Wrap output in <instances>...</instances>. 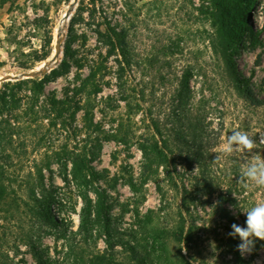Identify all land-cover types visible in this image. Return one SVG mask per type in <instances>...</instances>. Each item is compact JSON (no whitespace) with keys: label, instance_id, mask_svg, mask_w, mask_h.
I'll return each instance as SVG.
<instances>
[{"label":"rangeland","instance_id":"374dc122","mask_svg":"<svg viewBox=\"0 0 264 264\" xmlns=\"http://www.w3.org/2000/svg\"><path fill=\"white\" fill-rule=\"evenodd\" d=\"M70 3L0 0V77L49 58L54 29ZM108 26L124 57L136 63L123 78L132 91L126 101L112 73L116 56L96 33ZM224 28L237 43L227 64L217 47ZM101 58L112 69L93 78L90 69ZM64 61L68 72L49 79L39 99H62L85 83L81 110L66 127L55 112L20 122L26 138L16 134L0 155V184L12 193L0 201V264H264V241L242 257L239 237L228 235L232 224L246 226L245 212L264 202V187L240 182L251 154L223 150L227 137L242 131L257 143L252 152L264 157V106L251 105L234 83L236 77L264 100V0H79L53 69ZM85 111L99 126L91 136L100 144L93 166L107 195L106 235L78 233L80 199L62 179L59 158L93 146ZM151 121L171 143L172 179L163 166L143 169L139 147L154 139ZM184 138L185 144L177 142ZM208 140L215 142L210 158L190 157L195 141ZM39 178L42 187L33 196L30 186H39Z\"/></svg>","mask_w":264,"mask_h":264},{"label":"trees","instance_id":"16d2710c","mask_svg":"<svg viewBox=\"0 0 264 264\" xmlns=\"http://www.w3.org/2000/svg\"><path fill=\"white\" fill-rule=\"evenodd\" d=\"M246 22V19L245 21ZM105 32L102 33L98 29L96 33L104 40V44H108V46L112 50V54L116 57L114 59L115 68L112 71L114 75V79L116 80L115 86L117 91H119L120 97L122 100H128L130 98V92L126 88V82L124 81V76L126 74L127 68L131 63L136 65L131 61H128L124 57L123 51L121 50V43L118 39H114V35H112V29L108 27ZM236 37L230 32L229 28H224L220 32V41L217 43L218 53L221 58L227 64L231 53L234 51L236 47ZM108 53L107 55H109ZM120 56V57H119ZM105 63L104 58H101L100 63L90 69L91 76L94 78L97 72H107L112 68L103 65ZM69 67L68 62L64 61L60 69H53L49 75H45L40 80L37 79H25L16 82H7L3 84L4 90L0 91V155L3 157L4 148L10 144H12L13 137L17 136L20 140H24L26 138V134H24L25 128H20V122H22V126L27 123L29 120H37L40 117L42 112L52 115L53 112L56 113L54 119L63 120V126H67V121L69 119H73L75 113L78 110H81V98H79V91L82 90L85 85L83 84V88L74 87L67 91H65V95L62 99H56L55 96L46 97L45 100L40 101L39 94L43 92L44 85L48 80L57 78L61 74H66L67 68ZM234 83L236 84L237 91L241 92L242 96L245 97L247 101L250 102L251 105L255 107L264 106V100L257 98L252 90L249 87L244 86L242 89L239 86V81L235 77ZM31 86L30 88H26ZM99 87L94 86V90L97 91ZM94 91V92H95ZM25 92V94H23ZM138 96H140L138 94ZM25 108L22 114L17 111L20 107ZM88 106V105H87ZM135 106H138L137 104ZM130 107V104H129ZM57 108V109H56ZM132 108V106L130 107ZM24 115L27 118V121H23L22 118ZM23 116V117H22ZM50 116V115H49ZM90 112L85 111L83 115V121L87 124L88 128H91V131L87 130L86 138L88 139L87 143L92 144L87 149H82L77 153H65L60 160V166L63 174V181L66 185L69 183L73 184L75 189V193L77 197L80 199V209L78 212L79 224L77 231L78 233H82V235H90L94 232L109 234L111 233L110 227L107 224H104V220L106 218V203H107V195L105 190L99 185L102 175L94 169L93 162L98 157V152L100 149V144L98 142V138H92V132L98 131V125H95L91 119ZM25 117V118H26ZM151 128L153 129L154 139L149 142L146 146L143 143L140 144V150L142 152V156L144 159L143 169L144 171H151L154 166L166 168L168 176L172 179V175L170 174L172 163L170 161V150L167 148L171 143H168L167 139H164L162 135V131L160 127L153 121H151ZM93 127V130H92ZM17 131V132H16ZM43 136H45L43 134ZM157 136V139H156ZM220 135H217L216 138H219ZM42 138V137H40ZM85 141V140H83ZM82 141V142H83ZM177 142L185 144V138L181 140H177ZM192 150L190 157L197 158H205L207 156L210 158V151L215 146V142L211 143V140L206 142H197L195 141L192 145ZM40 175V171H39ZM41 176V175H40ZM39 183L41 182V178H39ZM38 183V184H39ZM42 187L40 183L39 186L37 183H34L33 186H30V191L33 196L37 194L35 191L37 188ZM7 193L6 188L0 184V201L5 199H10L11 194ZM48 198V197H47ZM50 202L47 204V215L50 216L54 228H60L59 221L51 216L52 211L50 208ZM73 211V209H72ZM74 212V211H73ZM55 213H57L60 218L63 216V211L61 209H56ZM44 216V215H43ZM101 220L102 224H99L98 221ZM49 225L50 223L47 221L46 223ZM57 228V229H58ZM75 233L71 229H65L64 233Z\"/></svg>","mask_w":264,"mask_h":264},{"label":"clouds","instance_id":"9594fccd","mask_svg":"<svg viewBox=\"0 0 264 264\" xmlns=\"http://www.w3.org/2000/svg\"><path fill=\"white\" fill-rule=\"evenodd\" d=\"M259 143H264V137H260ZM256 144L253 138L242 131H233L223 144V150L227 154H231L234 151L251 154L250 160L243 163L240 176V182L245 187L249 183L264 187V157L252 152ZM231 209L232 206H230ZM245 213L246 226H240L234 223L231 225L232 230L228 234L232 238L239 237L241 243L237 245L236 250L240 252L242 257L246 254H251L255 248L256 240L264 241V202L256 204Z\"/></svg>","mask_w":264,"mask_h":264},{"label":"bare ground","instance_id":"6f19581e","mask_svg":"<svg viewBox=\"0 0 264 264\" xmlns=\"http://www.w3.org/2000/svg\"><path fill=\"white\" fill-rule=\"evenodd\" d=\"M72 1L73 0H71V3ZM70 9H71L70 5L66 7V10L62 13L61 19L59 20L58 24L56 25L54 29V40H53L54 48L51 52V55L46 61H42L39 64H37L35 68H33L34 71L45 69V67H48V66H49L48 68L53 67L57 63L61 55L60 53L62 50L63 40L65 37L66 23L68 21L65 19V13L68 12Z\"/></svg>","mask_w":264,"mask_h":264},{"label":"water","instance_id":"95a60500","mask_svg":"<svg viewBox=\"0 0 264 264\" xmlns=\"http://www.w3.org/2000/svg\"><path fill=\"white\" fill-rule=\"evenodd\" d=\"M79 0H73L72 3L70 4V10L68 12L65 13V19L69 20L72 12L75 10L77 4H78ZM61 54V53H60ZM56 56V55H55ZM59 56V54H58ZM56 59V58H55ZM54 59V61H55ZM57 63L53 66V67H45V69H41V70H36L34 71L33 69L30 71H25V72H21L18 74H11V75H5V76H1L0 77V83H5V82H16V81H20V80H25V79H33L39 76L44 75L47 72H50L54 67H56Z\"/></svg>","mask_w":264,"mask_h":264}]
</instances>
